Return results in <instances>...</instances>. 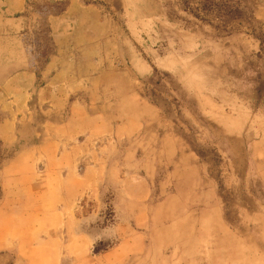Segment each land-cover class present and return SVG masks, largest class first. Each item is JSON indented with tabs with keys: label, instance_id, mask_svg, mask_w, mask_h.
<instances>
[{
	"label": "rangeland",
	"instance_id": "obj_1",
	"mask_svg": "<svg viewBox=\"0 0 264 264\" xmlns=\"http://www.w3.org/2000/svg\"><path fill=\"white\" fill-rule=\"evenodd\" d=\"M4 7L0 81L23 68L35 76L23 108L21 82L0 85L10 106L0 96V124L10 122L0 132V201L33 185L39 195L59 158L62 194L75 200L59 206L57 252L54 221L28 220L36 204L2 219L9 251L0 247V264L56 255L76 264L84 254L79 264H264V0H26L19 15ZM54 17L63 19L54 26ZM56 39L72 53L76 90L60 115L39 95ZM75 97L85 118L58 127ZM106 251L117 252L102 261Z\"/></svg>",
	"mask_w": 264,
	"mask_h": 264
},
{
	"label": "crops",
	"instance_id": "obj_2",
	"mask_svg": "<svg viewBox=\"0 0 264 264\" xmlns=\"http://www.w3.org/2000/svg\"><path fill=\"white\" fill-rule=\"evenodd\" d=\"M4 5L6 7L1 8V11H5L8 12L12 15H19L24 13V11L26 10V0H4ZM2 13L0 12V18L3 19L2 17ZM61 19H63L62 17H54L52 19V25L56 26L58 22L61 21ZM56 45H57V49L58 54L47 64V67L44 71V75L47 77V83L45 84L44 88H42L40 90V100L42 103L46 104V108L48 110L49 113H51L52 115H60L62 114V112L64 111V107L66 102L68 101V99L71 98V95H75L76 90H75V83L71 82V77L74 75L73 71L71 69V63L74 59L72 58V53L69 52L67 49H65L64 45L61 48L62 52L60 50V40L56 39ZM66 51V52H65ZM68 62V64H66ZM33 76H35L34 74H32V72L28 71L27 69H22V71L20 72H16V73H10L8 75H6L5 77H3V80L0 81V85L3 86L4 88H8V87H14L15 83L20 81V86H19V92L18 95L21 98V104L18 107L23 108L25 102H27V98H26V93L28 91H30V88H32L33 83ZM66 94H68V99L66 98ZM0 96H4L1 92H0ZM4 100L6 102V104L9 106L8 101L6 100V97L4 96ZM1 101H0V105H1ZM70 109H71V113L69 114V117L67 119V121H65L64 123H59L60 126L58 127H63V126H71L74 123H78L79 120L78 119H83L85 118V116L82 117H77L76 112L80 111L83 112L84 106L83 103L76 99L73 101H70ZM8 121H12L11 119H8ZM6 121L2 122L0 124V132H2L4 130V125H10L9 123L7 124ZM83 122V120H82ZM62 139L59 136H52L51 138L48 139V141L52 142V145L55 146L56 143L61 144L62 143ZM62 152H67V148L61 149ZM61 152V151H60ZM59 153V152H58ZM57 151L52 152V159H54L55 157H62L65 155V153H59L58 154ZM58 154V155H57ZM49 156H47L48 158ZM48 162H50V159H47ZM60 163L59 164H50L47 166V170H43L42 173V178L44 179V182L42 183V186L39 188L41 193L39 195L36 196H32L34 195L33 193V189H34V185L30 182V185L32 184L33 186H31V188H29L28 193L26 194L27 196H10V193H8L9 195L5 196L1 201H0V222L2 219L7 220L10 219L11 215H25L23 214L25 212V210L22 207H18V206H22V205H33L36 204L37 206H39V209H34L33 211H31V209H29L27 212L28 214V220L32 219V220H36V219H52L54 221V226L52 231L53 235L51 238H53V244H54V252L58 251V247L60 249L61 247V231H60V225H61V220L63 217L66 218V216L64 215L63 212H60L59 206L61 204H67V205H71L73 204L75 197L73 196V194L68 193V195H63L62 194V189H61V178H63L62 176H64V174L66 173V168L65 165L61 164V158H59ZM35 171V169H34ZM4 176L8 177V172L7 169L4 170ZM69 179V177H68ZM49 205H53L51 210H47L50 209L47 208L46 206ZM15 206V207H12ZM64 216H63V215ZM70 215V214H68ZM42 216V217H41ZM56 222V225H55ZM58 222V224H57ZM56 228V229H55ZM8 229L4 228V229H0V247L4 248L5 250L9 251L7 248L8 245V241L5 238L6 235V231ZM8 233V231H7ZM5 238V240H4ZM51 238L49 240H51ZM58 238V240H57ZM82 239V241L86 244L87 246V240H85L84 238H80ZM73 239L69 240V244L67 246V249L69 250V253H73L74 250V245L71 244L73 241ZM80 241V240H79ZM35 243H32V245H34ZM44 247H48L50 246L49 241H46L45 243H43ZM40 246V245H39ZM85 246V248H86ZM45 250V249H43ZM85 250V249H84ZM82 249V251L80 253H85ZM87 250L89 251V248L87 247ZM88 251L86 253H88ZM117 252V251H115ZM115 252H111V251H106L104 254L101 255L100 259L103 261L104 259H108V257H110L113 253ZM112 253V254H111ZM76 255V254H75ZM85 255V254H84ZM83 256H80L78 258L79 262L83 259ZM99 259V258H97ZM77 259H75V263L79 264ZM49 261V260H48ZM61 257L60 256H54V260H53V256L52 259L49 261L50 264H61ZM120 261V259H117L116 262L114 263H118Z\"/></svg>",
	"mask_w": 264,
	"mask_h": 264
}]
</instances>
